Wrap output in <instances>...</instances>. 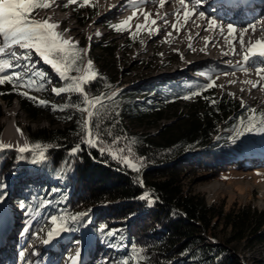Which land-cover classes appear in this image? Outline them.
I'll return each mask as SVG.
<instances>
[{"label":"trees","instance_id":"trees-1","mask_svg":"<svg viewBox=\"0 0 264 264\" xmlns=\"http://www.w3.org/2000/svg\"><path fill=\"white\" fill-rule=\"evenodd\" d=\"M43 10L38 9L34 17ZM79 47L84 49L83 44ZM101 50L114 57L109 45ZM37 69L49 77L45 89L20 91L47 94L50 87L65 86L64 80ZM104 71H97L101 78L87 85L86 90L92 96L106 97L104 107L99 109L104 116L100 127L105 132L110 130L113 136L126 137L115 147L125 148V155L130 147L134 154L130 160H142L140 171H132L112 156L80 144L77 121L81 113L76 108L68 107L63 112H48L47 108L49 127L35 131L28 128L29 143L53 146L46 160H39L35 153L21 155L13 149H0L3 201L12 192L17 193L23 208L34 213L46 208L48 218L91 210L86 219L93 220L94 228L89 223L69 222L70 229L82 228L88 234L92 228L101 240H115L123 247L121 259L135 245L145 250L142 255L148 257V264H242L235 255L239 247L254 250L264 245V211L250 205L226 210L224 205L208 204L187 180L199 175L220 178L257 164L256 155L264 153V133H247L235 142L231 139L240 118L250 115L246 107L213 89L203 91L202 83L186 89L167 85L151 91L144 87L117 90L115 77ZM193 90L202 91V95L182 98ZM114 92L116 95L107 99ZM150 92L157 93L161 102H156ZM0 93H4L0 101L11 106L19 100L22 110L35 119L37 109L13 91L10 84L0 85ZM59 97L64 99L59 105L69 99L79 103L76 94L63 93ZM205 97L217 103L211 104ZM69 116L72 118L67 119ZM174 118L176 121L172 122ZM164 121L171 122L161 124ZM127 122L147 124V131H132ZM148 129L157 130L152 133ZM104 139L110 142L112 137L105 135ZM77 144L82 151L70 156L69 150ZM35 178L50 185L48 194L55 196L53 200L43 195ZM55 182L60 185L54 187ZM145 193L148 198L141 199ZM108 229L116 230L117 235H106Z\"/></svg>","mask_w":264,"mask_h":264},{"label":"rangeland","instance_id":"rangeland-1","mask_svg":"<svg viewBox=\"0 0 264 264\" xmlns=\"http://www.w3.org/2000/svg\"><path fill=\"white\" fill-rule=\"evenodd\" d=\"M102 2L103 0H91L89 6L80 8L76 5L65 7L64 4L66 3V0H55V4L51 8L44 9L38 17L35 18L44 19L50 17V22L59 24V28L56 30L60 32L69 29L70 31L64 32V36L65 38H71L73 41L77 42L78 45L83 44L86 53L84 54L85 64L87 60L91 59L96 71L101 70L105 72V69L107 74L114 76L119 85L117 90L127 87H144L151 91L155 87L159 89L164 88L167 85L173 86L177 89H186L193 84L202 83V85H205L209 83L210 77L217 85L210 89H213L218 95H226L230 99L238 101L240 106L243 103V105L248 108L257 109V111H264V79H261L257 74H255V76L253 75L252 80L259 85L253 90V93L258 100L251 102L248 101L245 98L246 96L241 93L244 86H241L240 91L236 92V89L232 87L233 85H229L228 87H225L224 85L226 81L233 80L236 76L245 74V71H242V68L246 66L243 64V57L235 59L233 57V52L230 51L228 57L223 59L222 66L224 69L225 67H230L232 70L225 74L221 72L223 67L216 62L217 57H208L202 61H198L200 57L185 59L183 53H187L186 48H184L183 51H181L178 46L167 48L158 37L151 43L150 40L155 37V33L149 35L146 30H142L137 34L136 38L133 39L128 31L117 32L110 27V25L121 23L131 16L133 11L132 8H126L124 3L118 4V7L115 10V15L106 17L108 14L107 10L100 8ZM113 4L116 5L117 3L115 4V2H113ZM78 16H80L83 21L82 23ZM137 20L138 16L130 21L132 31H135V25H137V23L140 24ZM142 23L144 24L145 22L141 21V24ZM97 33H99V35H97ZM104 45H109L110 48L114 49V57L110 58L102 53L101 47ZM17 51L19 50L17 49ZM0 59H9L13 64L17 63V61L7 56L0 57ZM33 59L37 62L35 65L36 68L43 69L52 78L62 80L49 65L44 64L38 57L34 55ZM21 63H23V61H21ZM241 64H243L242 67H240ZM256 65L261 66L260 64ZM6 71H18L23 73L25 72V69L21 67ZM52 88L53 87H50L47 94L32 92H29V94L38 99L49 101L50 105H59L64 99L54 95L51 91ZM251 90L252 88L249 85L247 91ZM150 94L156 102H161V98L157 93L150 92ZM22 97L37 109L34 113L36 115L34 117L35 119L29 117L28 114L22 110L19 100H15L11 106H8L4 101H0L2 107V116L0 117V142L6 145H12L13 147L10 149L13 150H16L17 146H22L23 144H8L3 141L7 123L14 121L17 128L23 131L26 137V142L29 143L28 128L31 129V131L40 128H48L49 124L46 121L48 113L46 112V109H49L48 112L52 111L50 106H40L33 100L24 96ZM171 121L174 122L176 120L174 118ZM171 121H164V123L161 124H167ZM127 123L132 131H147V124L134 125L131 122ZM148 130L153 133L156 132L157 129ZM256 158L258 160L254 161H256L257 164L242 171L228 172L220 178L203 177L204 175H199L194 179H188L187 183L192 182V190L202 195L208 204H221L225 206L226 210L232 206L250 205L252 208L264 211V153L259 152L256 155ZM18 179L21 180L22 177H18ZM34 182L37 186L39 185V187L41 186V188H43L40 191L45 197H49V200L54 199V195L49 196L50 194H48L50 192L48 186L50 185H48L47 182L39 180L38 178H35ZM57 185L59 186L60 183L55 182L54 187H57ZM8 196L3 203H0V205H3L5 210L8 208L10 209L9 217H12V219L15 218L14 222L18 223L17 225L20 229L22 228L27 232H30V234L32 233L29 245L31 243V247L32 245L39 246L34 250V254L37 255L41 253L43 255L44 250L42 248H44V244L42 245L41 239L46 237L48 231L51 229V225L48 224V209L41 208L34 213L33 211L23 208L21 201H19L20 198L17 197V193L14 194V192H12V194ZM88 223L94 228L92 219H89ZM34 228L38 231L36 232V236L33 235ZM81 229L82 228L76 230L74 228L69 234L67 233L68 238L70 239L66 241L63 249L58 250V247L56 246V251H53L55 258L67 248L65 250L66 256L63 260L65 264H70L68 258L74 256L77 251H80L81 254V264H102V262L99 261L102 252L105 253L103 255L105 256L104 258H106V264H120L123 254V247L120 243L115 240H105V243L100 242L98 240L99 238L97 239L94 237L93 233L95 232L92 231V228H90L88 234H85ZM217 232H220V229ZM40 235L41 237L39 238ZM218 235L222 238L221 232ZM77 241L80 243H77ZM58 242H60V240ZM58 242L56 243L59 244ZM111 244L114 247H110ZM29 245L27 242L24 250L28 251ZM62 245L63 244H61V246ZM31 250L32 248L30 251ZM108 253L109 255L107 256ZM34 254H32V256ZM47 255H49V253L46 254L43 260L46 258L48 259ZM235 255L240 259L242 264H262L264 263V245H260L254 250H249L247 247L241 246L236 250ZM15 257L16 256H13L12 260L16 262L17 259Z\"/></svg>","mask_w":264,"mask_h":264},{"label":"snow or ice","instance_id":"snow-or-ice-1","mask_svg":"<svg viewBox=\"0 0 264 264\" xmlns=\"http://www.w3.org/2000/svg\"><path fill=\"white\" fill-rule=\"evenodd\" d=\"M151 2V0H148ZM170 0H159V6L163 7L169 3ZM91 0H66L65 7L69 5H76L80 8L89 6ZM144 3V0H128V4L131 5L133 11L132 15L129 16L125 21L117 24L110 25L117 32L128 31L131 38L135 39L137 34L146 30L149 35L159 34V27H149L151 25H157L156 19H151V13L143 12L144 24L135 25V31H132V25L130 21L138 16L142 11L140 5ZM181 9H177L174 15L179 17L181 10L183 14L184 22L187 23L191 16L194 14L193 10H190L189 5L193 3V0H179ZM201 0H195V5L198 6ZM55 4V0H0V57H11L17 63L13 64L9 59H0V85L10 84L13 91H17L19 95H22L28 99L33 100L40 106H50L53 111L63 112L68 107H74L81 113L80 119L77 121L79 128L78 135L81 136L80 144H84L89 148H96L101 155H110L116 159L119 163L124 164L132 171L139 172L143 166L142 160L137 158V162H132L130 157L134 154L131 148H127V155H125V148H117L122 139L126 137L113 136L112 132L108 130L105 132L101 129L100 124L104 119L103 114L99 109L104 107L105 96L103 94L90 95L86 90V86L94 83L101 77L94 68L93 61L87 60L86 64L83 60L84 49H81L77 42L71 38H65L64 32L70 31L65 29L64 32L57 31L59 28L58 23L50 22L51 18L36 19L34 13L38 9H49ZM123 6V5H121ZM221 7H227L222 4ZM231 8H240L241 0H234L231 4ZM198 11V7L196 9ZM159 15V14H157ZM167 15V14H165ZM199 16L205 17V13L199 11ZM163 19V18H162ZM179 20L171 24V27L175 31L180 29L177 27ZM164 23H168L164 19ZM208 29L219 28L221 34H223V27L217 24L215 18L207 19ZM251 28L253 31L256 30V25L249 24L241 32V39L239 43L241 47H244L243 33ZM205 29V30H208ZM229 35H232L236 30L234 25H227ZM99 35V33H97ZM168 35H171L169 33ZM17 49L19 51H17ZM235 52V49H233ZM38 57L43 61L44 64L49 65L59 78L65 81V86L59 88L53 87L52 93L56 96H60L63 93L76 94L79 103H73L71 99L64 105H50L49 101L44 99H38L35 96H31L28 91H20L21 89H35L36 91L44 90L46 84L50 82L49 77L46 73L38 70L35 65L36 61L33 56ZM227 55V53H225ZM252 57H258V63L261 66L256 67L255 71L261 79H264V41H256L251 47L246 49V54L243 57L245 65H248ZM23 61V63H21ZM24 68L25 72L21 73L18 71H6L15 68ZM242 71L247 72L248 68L245 66ZM78 73L79 75H71V73ZM203 75V73H202ZM39 79H35V78ZM252 84L253 88L258 87L257 83L248 81ZM217 86L215 81L209 77V83L202 86V90L206 91L212 87ZM222 87V86H221ZM4 93H0L3 95ZM116 93H112V96L107 99H112ZM202 95V91L193 90L191 95H185L182 98L185 100L191 99L195 96ZM211 104L217 103V101L210 97H205ZM242 107H246V110L250 113L247 117H241L239 126L234 129L235 135L231 137L232 141L235 142L240 137L247 133H264V112H259L254 108H247V106L241 104ZM69 116L67 119H71ZM17 131L22 135L21 130L18 128ZM107 135L112 137L110 142H106L104 136ZM80 144L73 146L69 150L70 156H76L82 148ZM12 145H6L0 142V149H10ZM53 147L50 144H43L40 142L28 143L25 142L22 146H17L16 150L21 154L35 153L39 160L47 159L48 150ZM36 162V161H34ZM142 184L143 182L140 181ZM3 194H0V203L3 202ZM148 194L145 193L141 199H147ZM23 206V205H22ZM79 212L75 214L62 213L60 215H53L48 218V224L51 225V229L47 233V239L43 241L45 244H49L54 238L59 237L63 232L70 231L69 222L73 224H79L81 222L88 223L89 212ZM108 236H116V230L108 229L106 231ZM77 243H80L77 241ZM132 251L120 261V264H148V257L142 255L145 251L143 248H137L135 245L131 246ZM80 251H77L74 256H70V264H81ZM21 259L24 258L25 253L21 251L19 253Z\"/></svg>","mask_w":264,"mask_h":264},{"label":"bare ground","instance_id":"bare-ground-1","mask_svg":"<svg viewBox=\"0 0 264 264\" xmlns=\"http://www.w3.org/2000/svg\"><path fill=\"white\" fill-rule=\"evenodd\" d=\"M113 2L117 4L114 5ZM121 3H124L126 8L131 7V5L128 4V0H103L100 8L106 9L108 12L106 17L107 16L110 17V15H115L116 12L115 10L118 7V4ZM221 5H222L221 2H214V0H201V3L197 6L198 11H196L197 8L195 5V0H193V3L189 5V8L190 10L194 11V14L191 16L188 22L185 23L183 19L182 10H181V15L179 17L174 15L177 9H181L179 0H170V2L165 4V6L163 7L159 6V0H151V2H148V0H144V3L140 5L142 11L138 14L137 21L140 22V24L141 21H144L143 12L146 11L148 13H151L152 16L150 17V20L156 19L157 25H151L149 22V26H151L152 28L159 27L160 29L159 34H154L155 37L150 40L151 43L155 38L158 37L159 39L162 40L163 44H165V47L167 46V48L178 46L181 51H183V49L186 48L187 53L185 52L183 53L185 59H189L191 57L192 58L200 57L198 61H202L208 57L211 58L217 57L216 62L222 66L223 59L228 57L230 51L233 52V57L235 59H239L244 57V55L246 54V49L251 47V45L254 44L256 41L258 40L264 41V4H258L256 6L251 7L250 13L246 14L245 17H243L240 14H236L234 18H230V11H228L225 7H221ZM209 7L212 8L213 10L212 12L207 10L209 9ZM244 10L245 9H243V12ZM199 11L204 12L205 17L199 16ZM236 11L237 10H233L232 12L235 13ZM240 12L241 11L238 10V13ZM211 18H215L217 24L223 27V34H221L219 28L208 29L207 19H211ZM164 19H166L168 23H164ZM177 20L180 21L179 24L177 25V27L180 29L179 31H175L171 27V24L176 22ZM253 23L256 25V30L253 31L251 28H248V31L243 33L244 47L242 48L241 44L239 43V40L241 39L240 34L243 31V29H245L249 24H253ZM228 24H232L235 27L236 31L232 35H229L228 33V29H227ZM169 33H171V35H168ZM233 49H235V52L233 51ZM225 53H227V55H225ZM258 59H259L258 57H252L251 60L252 63H249L251 65H246L248 71L245 72V74L238 75L235 77V79L226 81L224 84L225 87H228L229 85H233L232 87L236 89L235 90L236 92H239L241 86H244V89H242L241 93L242 95H245L246 96L245 98L250 102L254 100H258V98L255 97V94L253 93L254 88L252 87V84L248 83V81H252L253 83H255V81L252 80V78L253 75L255 76L256 74L255 69L256 67H258L256 64H259L256 63L258 62ZM243 64H241L240 67H242ZM231 70L232 69L230 67H225V69L223 67L221 72L226 74L231 72ZM249 85L252 88L251 91H247ZM17 129L18 128L14 124V121L8 122L7 128L5 129L4 132L3 141L8 144L9 143H16L20 145L24 144L26 142V137L21 129L20 130L22 132V135L17 131ZM14 221L15 218L12 219V217H9L5 222V224L2 226V228H0V263L1 264L7 262L6 259L12 260L13 256H16L15 258L18 260L17 256H19L20 251H23L25 253V256L23 259L19 257L20 259L19 264H65L63 260L66 256L65 250L67 248L64 249L61 252V254L58 253L59 256L57 258H55L54 257L55 255L53 254L54 253L53 251H56L55 248L57 247L52 248L51 246H45L47 248H42L45 254L43 253L42 255L40 253L36 255L34 254V250H36L39 246L32 245L31 247L30 246L31 243L29 245V242H31L32 233L30 234V232L27 231L24 235L23 245L19 249L16 248L19 244V240H20L19 235L22 228L20 229V227L17 225L18 223H15ZM33 231L34 234L37 230L34 228ZM36 234H34V236H36ZM40 237L41 235L39 236V238ZM58 241L59 239L56 240V242ZM27 242L29 245L28 251L24 250L26 248ZM31 248L32 250L30 251ZM48 253H49V255H47L48 259L46 258L45 260H43V258ZM32 254L34 255L32 256ZM103 254L105 253L102 252L99 261L102 262V264H106V260H105L106 258H104L105 256ZM108 255L109 253L107 254V256ZM102 259L105 261L103 262ZM17 260H16L17 262L16 264H18ZM12 261L13 263L15 262L14 260Z\"/></svg>","mask_w":264,"mask_h":264}]
</instances>
